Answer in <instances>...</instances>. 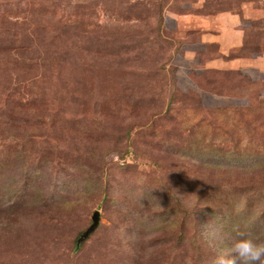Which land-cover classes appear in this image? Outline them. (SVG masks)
Listing matches in <instances>:
<instances>
[{
    "label": "rangeland",
    "instance_id": "374dc122",
    "mask_svg": "<svg viewBox=\"0 0 264 264\" xmlns=\"http://www.w3.org/2000/svg\"><path fill=\"white\" fill-rule=\"evenodd\" d=\"M208 224L264 241V0H0V264H204Z\"/></svg>",
    "mask_w": 264,
    "mask_h": 264
},
{
    "label": "clouds",
    "instance_id": "9594fccd",
    "mask_svg": "<svg viewBox=\"0 0 264 264\" xmlns=\"http://www.w3.org/2000/svg\"><path fill=\"white\" fill-rule=\"evenodd\" d=\"M204 236L215 255L204 264H264V241L245 231H236L235 239L224 243L226 233L219 224L205 225Z\"/></svg>",
    "mask_w": 264,
    "mask_h": 264
},
{
    "label": "water",
    "instance_id": "95a60500",
    "mask_svg": "<svg viewBox=\"0 0 264 264\" xmlns=\"http://www.w3.org/2000/svg\"><path fill=\"white\" fill-rule=\"evenodd\" d=\"M99 222V211L94 210L90 216V224L87 228L80 234V236L76 239L75 247L78 248L80 242L86 238L97 226Z\"/></svg>",
    "mask_w": 264,
    "mask_h": 264
},
{
    "label": "trees",
    "instance_id": "16d2710c",
    "mask_svg": "<svg viewBox=\"0 0 264 264\" xmlns=\"http://www.w3.org/2000/svg\"><path fill=\"white\" fill-rule=\"evenodd\" d=\"M159 19H161V16H160V15H159ZM97 225H98V224H97ZM96 228H97V226H96ZM96 228H95V229H96ZM95 229H94V230H93V231H92V232H91L86 238H84V239L80 242L79 247H80V246H81V245L87 240L88 237H90V235L95 231ZM82 232H83V231H82ZM82 232H81V233H82ZM81 233H80V234H81ZM80 234L78 235V237L80 236ZM78 237H77V238H78ZM77 238H76V239H77ZM75 245H76V240H75ZM79 247H78V248H79ZM75 248H76V247H75ZM76 249H77V248H76Z\"/></svg>",
    "mask_w": 264,
    "mask_h": 264
}]
</instances>
